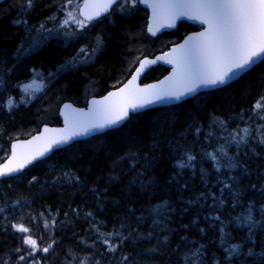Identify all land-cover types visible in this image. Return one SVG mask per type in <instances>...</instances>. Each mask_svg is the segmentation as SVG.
Masks as SVG:
<instances>
[{
	"label": "trees",
	"instance_id": "16d2710c",
	"mask_svg": "<svg viewBox=\"0 0 264 264\" xmlns=\"http://www.w3.org/2000/svg\"><path fill=\"white\" fill-rule=\"evenodd\" d=\"M80 2H0V162L60 124L63 101L84 106L197 28L151 37L138 0L84 24ZM0 264H264V60L0 179Z\"/></svg>",
	"mask_w": 264,
	"mask_h": 264
},
{
	"label": "water",
	"instance_id": "95a60500",
	"mask_svg": "<svg viewBox=\"0 0 264 264\" xmlns=\"http://www.w3.org/2000/svg\"><path fill=\"white\" fill-rule=\"evenodd\" d=\"M3 0H0L2 2ZM121 0H82L84 24L108 15ZM147 10L151 37L174 30L181 21L198 27L164 51L139 59L128 78L84 106L63 101L60 124L10 142L0 162V179L13 177L56 150L120 127L130 115L178 104L224 87L264 60V0H138ZM165 66L160 78L142 82L152 67Z\"/></svg>",
	"mask_w": 264,
	"mask_h": 264
},
{
	"label": "rangeland",
	"instance_id": "374dc122",
	"mask_svg": "<svg viewBox=\"0 0 264 264\" xmlns=\"http://www.w3.org/2000/svg\"><path fill=\"white\" fill-rule=\"evenodd\" d=\"M64 24L66 27L71 28L70 24H79V20L77 18H74L73 15H69L67 18H65V20H63ZM72 30V29H71ZM38 90V85L36 82H32L31 84H29L27 86V89L25 92H27L28 94L33 93L34 91Z\"/></svg>",
	"mask_w": 264,
	"mask_h": 264
},
{
	"label": "flooded vegetation",
	"instance_id": "af4514ba",
	"mask_svg": "<svg viewBox=\"0 0 264 264\" xmlns=\"http://www.w3.org/2000/svg\"><path fill=\"white\" fill-rule=\"evenodd\" d=\"M181 22H185V21H181ZM197 29H198V28H196V29H193V30H191V31H195V30H197ZM191 31H190V32H191ZM186 34H187V33H186Z\"/></svg>",
	"mask_w": 264,
	"mask_h": 264
}]
</instances>
